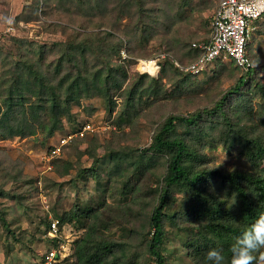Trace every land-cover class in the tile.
Here are the masks:
<instances>
[{
  "label": "trees",
  "instance_id": "16d2710c",
  "mask_svg": "<svg viewBox=\"0 0 264 264\" xmlns=\"http://www.w3.org/2000/svg\"><path fill=\"white\" fill-rule=\"evenodd\" d=\"M100 1L67 0L70 7L66 10L78 14L83 7L95 2L100 4ZM114 2L120 4L122 11L135 9L137 14L135 25L141 31L138 34L124 31L126 41L109 29L93 31L90 35L78 27L61 25L70 34L64 40L55 41L49 47L21 40L13 59L8 53L0 56V139L28 136L38 129L44 130L47 138L62 127L63 118L69 115V99L98 97L102 105L114 102V94L122 88L127 74L125 65L113 64L112 58L121 57L123 45L128 54H142L133 48L135 38L153 31L162 18L168 17L165 20L171 23L176 16L182 19L180 11L190 0H178L179 12H170L166 0ZM218 2L216 0L215 7ZM73 6L76 11L70 10ZM33 9L35 13L38 11L37 0ZM22 11L20 16L25 15ZM255 28L257 21L253 30ZM260 30L264 35V25ZM167 37V33L162 34L160 41L166 44V51L173 50L182 64L199 56V49L193 45L178 53V48L173 46L176 38L168 42L164 40ZM208 38L198 37L195 42ZM247 55L251 62L247 71L240 70L231 60V67L220 58L211 61L215 74L213 83L231 82L225 92L211 105L166 115L144 148L111 142L106 145L109 161L102 168L105 176L102 185L116 201L107 203L103 196L96 207L76 205L58 217L59 228L65 222L78 221L83 232L73 240L72 257L54 264H149L150 261L166 264L162 248L168 229L182 234L190 257L197 253L202 255L199 264H210L206 254L212 248L222 249L230 256L236 237L264 213V167L257 169L258 161H264V81L259 79V73L264 71V58L249 56L248 49ZM184 57H188L185 62ZM155 68L153 65L148 71L155 72ZM235 68L241 72L234 73ZM195 75L175 65L169 57L164 58L157 75L137 73L122 88L123 99L115 115V125L121 128L129 125L136 113L134 103L143 97L148 104L161 98L165 82L176 86L179 94L190 88L191 77ZM217 146L234 151L253 168L211 166L204 148ZM92 159L87 167L75 166V176H91L98 183L99 159L93 156ZM64 162L63 170L55 168L59 175L72 169L69 161ZM78 164L81 163L77 160ZM152 166L159 168L153 178L155 186L148 191L153 201L149 210L142 213V204L136 205L146 194L143 191L145 177ZM24 178L28 176L22 173L20 160L0 156V203L1 197L26 202L25 192L33 185L14 192L5 187ZM176 193L181 196L177 197ZM106 206L112 208L113 214L125 213L130 229L127 236L104 234L107 227L98 208ZM0 222L3 227L9 226L2 216ZM48 226L49 222L45 231ZM195 228L202 230L203 235H196ZM48 238L54 240L55 245L60 240ZM263 252L264 248L258 250L256 260Z\"/></svg>",
  "mask_w": 264,
  "mask_h": 264
},
{
  "label": "rangeland",
  "instance_id": "374dc122",
  "mask_svg": "<svg viewBox=\"0 0 264 264\" xmlns=\"http://www.w3.org/2000/svg\"><path fill=\"white\" fill-rule=\"evenodd\" d=\"M35 1L0 0L1 57L8 53L13 59L17 55V47L21 46L19 45L21 40L23 42L24 40L33 41L38 45L44 44L48 47L55 41L64 40L70 34L68 29L61 25L78 27L90 35H93V31L109 29L124 41L127 40L124 31L133 34H138L141 31L135 25L137 18L135 9L122 11L120 4L114 0H102L100 4L95 2L92 6L83 7L78 11V14L66 10L67 7H70L67 0H37L38 11L35 13L33 9ZM166 1L170 12L177 10L178 0ZM215 2L216 0H190L189 4L180 11L182 19L176 16L174 23H171L170 20H165V18L169 19L168 17L162 18V22L153 31L144 37L135 38L133 48L140 50L142 54H128L125 49L126 45H123L120 53L124 51L127 57L124 59L118 56L112 58L113 64L123 63L125 65L127 76L123 81L122 88L130 82V78L143 72L137 69L138 58H158L160 66L165 57L181 63L173 50L166 51V44L160 41L161 35L167 33L168 37L164 40L168 42L176 38L173 46L178 48V53L183 52L182 49L185 50L188 45L192 46L191 43L195 42L198 37L209 36L211 13ZM70 10L76 11V8L73 6ZM21 11L25 15L20 16ZM177 12L179 11L177 10ZM26 17L28 19H25ZM262 25H264V15L257 21V28L251 30L250 33L247 49L249 56L253 58H264V35L260 30ZM186 39V43L183 44ZM182 40L184 42H181ZM181 44L186 47L182 48ZM187 60L188 57H184V62ZM225 64L228 67L232 66L229 60H226ZM240 70L235 68L234 73L238 74L241 72ZM145 73L150 76L157 75ZM214 76L213 65L210 63L199 74L191 77L193 82H191L190 88L179 94L176 86L170 81L165 82L162 85L163 95L161 98L148 104V100L143 97L134 103L133 108L136 113L133 115L131 123L122 128L117 127L114 123L117 109L122 104L121 88L115 92L114 102L106 105H102L98 97L82 98L78 101L69 99L71 105L69 115L63 118L62 127L47 138L44 137L45 131L38 129L28 136L0 139V156H7L16 161L20 160L21 171L28 176L16 183H8L5 186L6 189L14 192L28 184L33 185L25 192L26 204L15 201L13 198L1 197L0 216L9 226L3 227L0 222V264H37L50 247L59 248L60 244L64 245V253L67 254L62 260L71 258L73 240L83 232L80 222L63 223L58 234L60 237L57 236L60 240L56 245L54 240L48 238L50 236L45 231L46 223L51 218H58L76 205L96 207L103 196L107 203H115L116 199L111 198L109 192L103 190L102 185V180L105 179L102 168L109 161L106 145L111 142L144 148L150 143L155 127L166 115L175 112L186 113L198 107L211 105L225 92L231 82L225 80L223 84L215 85L213 83ZM259 79L264 81V71L259 73ZM254 100L257 101L258 97H255ZM111 107H113L112 111H110ZM85 123H90L93 131L85 132V136L81 138L83 135H79L78 130ZM61 139H65L64 144L61 145L58 153L52 156L51 150L61 144ZM204 152L207 155V163L211 166H221L224 169L237 166L253 168L234 151L224 150L220 146L205 147ZM89 153L99 159L100 182L98 183L91 176L83 178L75 176L77 175L75 166L87 167L92 162L93 159ZM65 160L71 163L72 169H69L67 174L59 175L55 168L63 170ZM77 160L81 164L76 165ZM261 167H264V161L260 160L257 169ZM158 171L159 168L156 166H152L147 171L148 175H153L145 177L146 186L143 191L146 194L140 198V203L136 205L138 207L142 204V213L149 210V204L153 201V195L148 191L155 186L153 178ZM176 194L177 197L181 196L179 193ZM111 210L112 208L107 206L98 208L107 227L104 234L114 237L127 236L130 229L126 223L125 213L113 214ZM167 231L162 248L163 254L166 256V264H199L202 261L203 257L199 253L191 257L188 255L180 232L174 229ZM193 231L198 236L203 235L199 228H195ZM262 256H264V252L256 260V264H262ZM149 264L154 263L150 261Z\"/></svg>",
  "mask_w": 264,
  "mask_h": 264
},
{
  "label": "built area",
  "instance_id": "2783aa9c",
  "mask_svg": "<svg viewBox=\"0 0 264 264\" xmlns=\"http://www.w3.org/2000/svg\"><path fill=\"white\" fill-rule=\"evenodd\" d=\"M264 14V0H219L212 10L210 19L209 38L200 42H193L192 45L200 51L199 56L186 64L174 60L175 65L184 71L199 74L211 61L216 58L231 60L235 65L247 71L251 65L247 55V45L254 23ZM127 55L121 51V58ZM163 57V55H161ZM158 58L142 59L138 58L137 69L143 72L157 74L160 69ZM140 61H152L156 66L155 72H149L146 68L139 66ZM87 131H93L90 123H85L78 130L79 135H84ZM65 139H61V144L51 150V155H55L60 150ZM59 219L51 218L47 228V235L50 237H60ZM57 237V238H58ZM64 245L59 248L50 247L38 261V264H54L61 261L67 254L64 253Z\"/></svg>",
  "mask_w": 264,
  "mask_h": 264
},
{
  "label": "clouds",
  "instance_id": "9594fccd",
  "mask_svg": "<svg viewBox=\"0 0 264 264\" xmlns=\"http://www.w3.org/2000/svg\"><path fill=\"white\" fill-rule=\"evenodd\" d=\"M264 248V213L236 237L226 256L219 248H212L206 254L210 264H256V253ZM264 264V256L261 257Z\"/></svg>",
  "mask_w": 264,
  "mask_h": 264
},
{
  "label": "bare ground",
  "instance_id": "6f19581e",
  "mask_svg": "<svg viewBox=\"0 0 264 264\" xmlns=\"http://www.w3.org/2000/svg\"><path fill=\"white\" fill-rule=\"evenodd\" d=\"M153 62L152 61H140V67L142 68H146L147 70H149L152 66H153Z\"/></svg>",
  "mask_w": 264,
  "mask_h": 264
}]
</instances>
